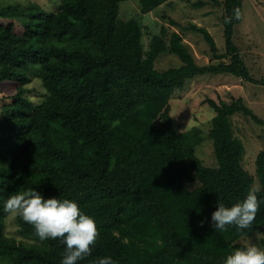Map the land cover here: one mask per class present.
Here are the masks:
<instances>
[{
	"label": "trees",
	"instance_id": "16d2710c",
	"mask_svg": "<svg viewBox=\"0 0 264 264\" xmlns=\"http://www.w3.org/2000/svg\"><path fill=\"white\" fill-rule=\"evenodd\" d=\"M126 1L62 0L56 12L36 3L0 4L6 21L0 23V264H61L66 246L60 240L41 242L31 225L4 212L11 194L29 189L44 199L74 201L96 222L100 237L78 264L101 257L117 264H225L228 255L247 247L238 239L264 233V150L256 160L257 189L256 176L242 164L245 145L233 117L264 121L242 97L209 100L218 161L210 167L196 154L201 135L180 133L170 105L189 80L206 74L264 87L234 42L243 0H181L198 9L223 2L225 53L206 27L185 28L202 34L221 60L208 65H199L182 33L164 23L146 45L140 22L120 19ZM166 1L139 3L145 13ZM225 17H233L231 23ZM171 25L179 27L174 19ZM165 53L181 65L159 71L156 63ZM33 77L45 90L38 103L28 97ZM6 83L16 89L2 91ZM253 189L262 203L252 230L215 231L211 215L218 200L231 207Z\"/></svg>",
	"mask_w": 264,
	"mask_h": 264
},
{
	"label": "rangeland",
	"instance_id": "374dc122",
	"mask_svg": "<svg viewBox=\"0 0 264 264\" xmlns=\"http://www.w3.org/2000/svg\"><path fill=\"white\" fill-rule=\"evenodd\" d=\"M197 0H192L195 2ZM224 1V0H223ZM62 0H0L4 6L27 7L36 3L49 12H56L61 6ZM225 8L223 2L220 5H209L198 9L192 3L181 0H169L159 7L148 12H143L139 0H128L122 3L120 19H136L144 28V42L147 45L150 35L160 32L162 24H167L172 31L182 33L184 41L189 45L196 62L199 65L218 64L221 60L214 58L208 42L204 36L193 30H187L191 24L206 27L213 35L220 53L226 52V39L222 17ZM174 19L179 27L171 25ZM6 22L0 18V23ZM234 42L238 46L251 74L258 79L264 78V0H243L241 22L235 27ZM222 61H226L223 59ZM181 65L179 57L165 53L157 61L156 68L159 71ZM186 88L178 92V95L170 102L171 113L175 120V126L180 133L198 131L202 137V143L197 146V156L210 167H217L218 161L214 152L213 139L210 130L215 111L209 100L231 102L242 97L247 106L264 121V87L237 79L229 74H206L189 80ZM2 91L11 93L16 89V84L6 83L2 85ZM28 97L38 103L45 95L42 82L38 77H33L29 86ZM235 135L245 145L243 166L251 174L256 176L254 188H261L257 176L256 160L258 154L264 150V123H257L242 113L233 117ZM190 189H195L197 184L187 183ZM8 233L17 234L15 224L8 225ZM263 229L255 231L250 236H242L237 244L248 246L256 244L264 249L262 238Z\"/></svg>",
	"mask_w": 264,
	"mask_h": 264
},
{
	"label": "clouds",
	"instance_id": "9594fccd",
	"mask_svg": "<svg viewBox=\"0 0 264 264\" xmlns=\"http://www.w3.org/2000/svg\"><path fill=\"white\" fill-rule=\"evenodd\" d=\"M234 18H240V10H234ZM233 17H225L224 23H231ZM260 201L256 191L249 190L246 197L226 207L218 200L217 210L211 215V226L215 231H227L233 226L237 231L252 230V225L260 209ZM4 212L17 216L24 223L31 225L34 234L41 242L60 240L66 247L61 264H78V261L92 255L100 232L96 222L90 216L82 213L79 205L71 200L63 201L57 198L44 199L35 190L11 194L5 203ZM205 221H201L203 227ZM264 235V233H257ZM93 264H117L111 257H101ZM225 264H264V249L256 244L236 249L228 255Z\"/></svg>",
	"mask_w": 264,
	"mask_h": 264
}]
</instances>
